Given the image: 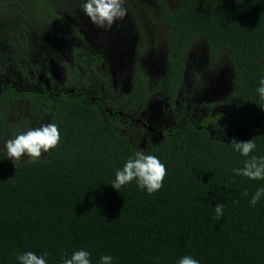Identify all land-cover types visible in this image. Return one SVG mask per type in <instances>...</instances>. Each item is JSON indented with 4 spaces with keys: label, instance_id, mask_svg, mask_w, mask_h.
I'll return each mask as SVG.
<instances>
[{
    "label": "trees",
    "instance_id": "16d2710c",
    "mask_svg": "<svg viewBox=\"0 0 264 264\" xmlns=\"http://www.w3.org/2000/svg\"><path fill=\"white\" fill-rule=\"evenodd\" d=\"M138 1L145 8L157 4L153 24L169 45L159 91L182 80L186 58L205 49L210 70H232L231 93L206 125L191 124L144 143L87 95L31 92L25 98L39 118L58 126L61 139L41 162L30 164L25 157L16 165L4 147L13 132L7 114L23 98L4 93L0 103L12 106L0 108V264H19L17 254L27 251L47 252L48 264H61L62 256L81 249L90 253L91 264H100L104 255L114 258L112 264H178L184 256L199 264H264V197L250 205L264 181L233 173L246 158L231 146L254 138L252 154L264 156V100L257 92L264 78V0L125 3L133 7ZM8 3L0 0L8 33L17 32L28 15L30 26L38 28L53 21L51 0H13V11ZM62 33L69 34L65 28ZM203 80L197 84L206 88ZM151 94L136 83L119 102L128 104L129 113ZM137 151L157 156L167 168L162 189L152 195L135 181L119 191L111 185L116 170ZM217 204L225 205L219 221Z\"/></svg>",
    "mask_w": 264,
    "mask_h": 264
},
{
    "label": "flooded vegetation",
    "instance_id": "af4514ba",
    "mask_svg": "<svg viewBox=\"0 0 264 264\" xmlns=\"http://www.w3.org/2000/svg\"><path fill=\"white\" fill-rule=\"evenodd\" d=\"M51 2L54 17L49 28L30 26L28 15L26 23L11 34L0 21V99L11 90L23 98L7 114L13 131L8 138L48 123L39 118L25 98L31 92L53 98L70 92L87 95L107 113L108 119L119 118L122 126L136 138L144 139V143L148 139L158 142L191 124L206 125L231 93L232 70H210L211 60L205 49V53L186 58L182 80L169 91H159L168 72L170 50L153 24L157 4L145 8L140 1L133 7L124 3L128 15L105 30L93 25L83 13V0ZM63 28L69 33L64 35L66 38ZM203 77L209 83L206 88L197 84ZM219 81L225 83L217 85ZM136 83L146 85L152 96L127 113L124 107L128 104L119 100L128 96ZM8 106L12 105L0 103L1 109Z\"/></svg>",
    "mask_w": 264,
    "mask_h": 264
},
{
    "label": "clouds",
    "instance_id": "9594fccd",
    "mask_svg": "<svg viewBox=\"0 0 264 264\" xmlns=\"http://www.w3.org/2000/svg\"><path fill=\"white\" fill-rule=\"evenodd\" d=\"M124 3L125 0H83L81 8L93 25L110 30L113 24L128 15ZM257 92L260 99L264 100V78L259 80ZM60 139L58 126L48 123L18 133L14 138L8 139L4 147L7 157L13 161L14 165L22 163L25 157L28 163L35 164L41 162L45 153L51 154L52 150L58 147ZM231 146L234 151L246 158L243 167L234 168L233 173L249 180L264 181V156L257 157L252 154L257 149L255 139L246 142L233 140ZM166 177L167 168L157 156L137 151L134 157H130L125 162L122 169L116 170L115 180L111 185L119 191L135 181L141 191L146 189L147 193L152 195L162 189ZM262 197H264V188L258 189L251 197L250 205L255 207ZM224 208V204H217L214 207L215 220L219 221L223 217ZM49 255L47 252L37 255L32 251H27L22 254L18 253L17 260L19 264H48L46 258ZM113 259L110 255H104L100 258V264H112ZM61 264H91L90 253L83 249L74 251L70 258L62 256ZM178 264H199V261L191 256H184Z\"/></svg>",
    "mask_w": 264,
    "mask_h": 264
},
{
    "label": "rangeland",
    "instance_id": "374dc122",
    "mask_svg": "<svg viewBox=\"0 0 264 264\" xmlns=\"http://www.w3.org/2000/svg\"><path fill=\"white\" fill-rule=\"evenodd\" d=\"M154 34H156V32H155ZM162 38H163V37H161L160 40H162ZM221 83H225V82H223V81H219V83H218L217 85H220ZM219 89H220V88H219ZM223 95L225 96L224 93H223ZM221 96H222V95H221Z\"/></svg>",
    "mask_w": 264,
    "mask_h": 264
}]
</instances>
